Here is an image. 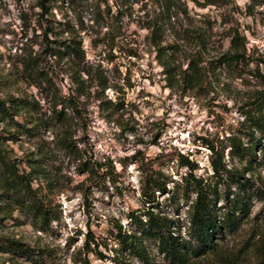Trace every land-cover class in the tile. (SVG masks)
I'll return each instance as SVG.
<instances>
[{"label": "rangeland", "instance_id": "obj_1", "mask_svg": "<svg viewBox=\"0 0 264 264\" xmlns=\"http://www.w3.org/2000/svg\"><path fill=\"white\" fill-rule=\"evenodd\" d=\"M43 3L45 10L38 0H0V99L11 111V117L0 120V145L21 159L20 168L38 170L32 173V185L55 218L37 230L10 191L0 190V264H86L84 259L113 264L111 249L117 243L110 223L129 227L128 213L145 208L143 181L156 173L168 177L169 191H156L154 209L171 216L184 234L189 200L170 136L176 128L200 127L218 145L227 143L224 129H234L241 120L240 104L264 89V0H229L219 6L192 0ZM235 32L245 42L244 56L211 69L209 59L230 49ZM45 35L80 41L82 57L73 64L67 58L55 63L45 50ZM37 53L56 93L26 65ZM189 57L201 58L206 68L202 86L184 87L181 81ZM59 95H72L77 108L67 107L63 120L51 111ZM23 98L38 105L33 108ZM63 134L75 149L61 145ZM228 149L227 165L241 167ZM195 173L208 177L212 171ZM245 175L264 187L263 167ZM250 203L253 219L225 239L231 249L250 236L252 226L264 233V200L254 196ZM2 235L29 245L33 259L8 248ZM85 241L90 247L98 242L97 250L106 256L86 252ZM151 246L156 261H162ZM201 264L222 263L208 258ZM239 264H264V257L249 251Z\"/></svg>", "mask_w": 264, "mask_h": 264}, {"label": "trees", "instance_id": "obj_2", "mask_svg": "<svg viewBox=\"0 0 264 264\" xmlns=\"http://www.w3.org/2000/svg\"><path fill=\"white\" fill-rule=\"evenodd\" d=\"M192 1L200 6L207 4L219 6L229 2V0ZM38 2L45 10L43 0ZM45 41V50L51 60L57 64L63 58H67V62L73 64L75 58L83 55L80 41L75 39L50 40L45 35ZM152 42L157 45L158 39L153 37ZM244 54L243 37L235 32L230 38V49L209 59L208 66L212 69L223 63H238ZM40 60L41 54L37 53L28 59L26 65L36 77H39L40 81H44L56 93L57 85L49 71L39 66ZM200 61L199 57H189L187 66L182 70L181 81L184 87L194 84L202 86L206 68L200 64ZM165 70H168L167 65ZM75 82H82V80H75ZM102 82L105 84V79ZM58 98L51 107V111L57 119L63 120L68 114L67 107L70 110L77 108L72 95H59ZM22 100L33 108L38 105L37 100L30 101L27 98ZM57 103H60L61 107L57 108ZM239 108L243 119L237 121L234 129L229 131L224 129L229 133L224 137L227 143L218 145L210 135H201L203 143L208 144L211 149L212 173L208 177L194 173L196 163L186 156H179V164L187 166L186 172L181 175V187L189 200L184 234H182L181 225L175 224L171 216L154 209L156 191L167 192L169 187L167 186L168 177L166 178L163 173L151 174L144 179L141 186L145 208L139 212L128 213L129 227L123 226L118 221L110 223V234L117 243V246L111 249L110 259L113 264H132L130 258H137L143 264H201L208 258H214L222 264H239L249 251L256 257H264V233L260 228L252 226L250 236L236 249L229 248L225 240L226 237L238 232L245 220L253 219L250 217L251 199L259 196L264 200V187L255 185L254 179L245 175V171L254 172L258 167L264 168V89L256 91L255 95L243 101ZM5 116L11 117V111L6 101L0 99V120H4ZM60 143L68 150L76 148L75 143L64 134L60 138ZM226 147H229L230 157L237 156L242 164L241 167L227 165L224 159ZM20 162L19 157L11 156L0 145V176L2 178L0 190L1 192L10 191L8 195H13L14 201L27 210L33 226L37 230H44L55 215L44 203L37 187L32 185V173L38 170L34 167H30L28 171L20 168ZM28 163L31 165L30 162ZM1 240L12 251L16 250L27 258L33 259L34 250L20 239L2 235ZM93 242L95 247H90L88 241L84 242L86 252L95 250L99 256H106L97 250L98 242ZM152 244L161 254L162 261H156ZM0 248H2L1 245ZM79 260L81 259L75 262ZM84 261L89 264L86 259Z\"/></svg>", "mask_w": 264, "mask_h": 264}, {"label": "built area", "instance_id": "obj_3", "mask_svg": "<svg viewBox=\"0 0 264 264\" xmlns=\"http://www.w3.org/2000/svg\"><path fill=\"white\" fill-rule=\"evenodd\" d=\"M240 119H243V115L240 114ZM178 131L170 136L171 143L178 155L186 156L189 160L196 163L193 169L195 170L206 168L212 171L210 164L211 149L208 144L203 143L201 135H209L207 131L200 132V127L192 129L190 126H183L176 128ZM180 165V164H179ZM180 168L185 173L187 170L186 165H180Z\"/></svg>", "mask_w": 264, "mask_h": 264}]
</instances>
